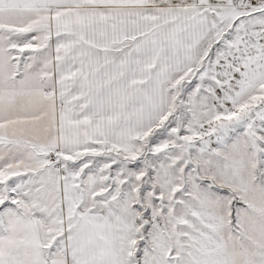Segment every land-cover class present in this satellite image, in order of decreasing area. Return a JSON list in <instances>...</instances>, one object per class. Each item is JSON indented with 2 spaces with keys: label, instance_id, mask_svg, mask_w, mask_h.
<instances>
[{
  "label": "snow or ice",
  "instance_id": "obj_1",
  "mask_svg": "<svg viewBox=\"0 0 264 264\" xmlns=\"http://www.w3.org/2000/svg\"><path fill=\"white\" fill-rule=\"evenodd\" d=\"M0 264H264V0H0Z\"/></svg>",
  "mask_w": 264,
  "mask_h": 264
}]
</instances>
